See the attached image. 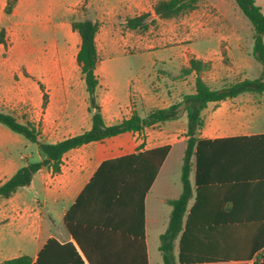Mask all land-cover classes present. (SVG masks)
Masks as SVG:
<instances>
[{"label": "crops", "instance_id": "obj_1", "mask_svg": "<svg viewBox=\"0 0 264 264\" xmlns=\"http://www.w3.org/2000/svg\"><path fill=\"white\" fill-rule=\"evenodd\" d=\"M7 2L0 0V30L2 27L6 29V43L13 42L12 48L22 53L37 51L38 54L53 55L72 50L75 39L81 44L80 34L78 37L75 33L78 31L72 27L78 7L84 5L86 18L100 23L96 43L98 37L103 36L111 45L115 37H122L125 32L121 23L140 15L138 11L144 7L145 0H18L10 14L5 12ZM208 15H198L199 31L194 39H217L227 45L226 51L232 40L243 46L239 32L219 33L216 30L222 28L217 24L206 27ZM34 26L42 31H51L53 35L48 43L43 41L38 50H34L37 45L32 32ZM5 44H0V52ZM189 51L193 57L207 62L215 75H227L230 69L238 66L234 56L214 48ZM98 52L97 95L108 125L130 117L134 111L145 115L152 108L167 107L182 100L185 94L195 92V81L192 83L189 79L194 72L185 74L189 78L179 77V74L169 76L172 86L166 91L155 90L154 86L150 87L141 80L134 90L131 87L124 89L118 80L112 78L110 71L113 65L102 63L99 48ZM184 55L182 50V60ZM181 65L187 68L189 62L182 61ZM20 66L0 61V111L7 110L20 121L32 122L40 131L41 140L46 142H57L91 128L89 97L79 92L84 84L78 82L74 67L62 69L58 61L41 62L33 67V77H26L20 73ZM241 80L244 79L237 81ZM202 114L204 126L199 137L211 142L202 146L199 162L196 157L190 176L194 196L187 214L195 205L190 220L191 228L196 231L193 247L200 251L199 257H206L204 259H236V251L240 248L248 247L249 253L253 247L264 245V92H245L209 102ZM184 116L187 117L183 114L177 120L91 141L68 150L58 171L52 165L42 167L35 173L31 184L24 186L32 190L34 202L40 207L28 202L19 189L9 198H1L4 201L0 205V262L26 254L19 248L15 250L19 254L9 256L13 248L5 235L8 229L9 232L18 231L19 238L30 236V243L35 245L34 255H26L34 260L47 240L53 237L61 243L73 242L86 262L84 249L99 264H155L152 249L156 247L160 251V235L169 224L172 207L168 200L178 198L183 189L181 172L187 146ZM0 128L3 129L0 134L2 184L31 157L42 159V155L38 144L31 142L35 153L21 154L22 163L11 143L20 141L19 137ZM165 145L171 148L144 199L145 249L138 238L110 235L84 224L74 223V233L68 229L65 221L68 211L104 161ZM177 145L181 146L182 161L179 174L174 177L171 157ZM217 231L246 233L221 234ZM177 244L179 252V240Z\"/></svg>", "mask_w": 264, "mask_h": 264}, {"label": "trees", "instance_id": "obj_2", "mask_svg": "<svg viewBox=\"0 0 264 264\" xmlns=\"http://www.w3.org/2000/svg\"><path fill=\"white\" fill-rule=\"evenodd\" d=\"M234 1L253 25L252 54L263 66L261 76L257 79L246 78L221 87H212L202 76L210 65L192 57L189 67L183 68L182 71L185 74L195 73L194 93L185 94L182 100L173 102L167 107L152 108L145 115L134 111L130 117L111 125L105 123L97 95L99 77L96 67L99 62V52L96 34L100 23L90 18L73 20L72 27L81 36L76 59L86 83L92 126L82 133L63 140L46 142L41 140L40 131L32 122L20 121L13 114L0 111V124L23 135L30 142L38 144L42 155V159L30 160L0 184V198H9L20 187L30 185L35 173L42 167L52 165L54 170L58 171L64 153L72 148L125 132L141 131L146 127L177 120L186 114L187 146L181 172L183 189L178 198L168 200L172 207L169 224L166 231L160 235L159 249L162 252L164 264H264V251L262 250L264 245L253 247L249 253H247L248 247L240 248L239 251H236V259L208 260L204 259L206 257H199L200 251L193 247L196 231L191 228L190 222L195 205L187 214L189 202L194 196L190 178L195 165L194 159L197 157L199 162L202 146L211 142L199 137L204 126L203 110L209 102L232 98L245 92L255 94L264 92V13L255 0ZM17 2L18 0H8L5 12L12 13ZM199 2L200 0H158L154 6V12L159 18H174L193 11ZM149 17V13H143L127 19L126 24L132 29H147ZM5 43L6 29L2 27L0 44ZM170 148V145H165L104 161L76 203L68 211L65 217L68 229L74 233V223L84 224L96 231L110 233V235L119 234L138 238L145 249L144 199ZM217 233L244 234L246 231H217ZM177 240H179L178 254L175 252ZM84 252L88 263L73 242L61 243L52 237L41 248L35 260L31 256L23 254L1 261L0 264H99L88 251L84 249ZM95 252H97L96 248Z\"/></svg>", "mask_w": 264, "mask_h": 264}, {"label": "rangeland", "instance_id": "obj_3", "mask_svg": "<svg viewBox=\"0 0 264 264\" xmlns=\"http://www.w3.org/2000/svg\"><path fill=\"white\" fill-rule=\"evenodd\" d=\"M158 0H145L144 7L138 12L141 14L149 13V27L147 29L136 28L132 29L127 26L126 22L121 23L124 26L125 32L122 37H115L113 43L107 44L105 37H98V46L100 49V58L102 56V63L111 64L112 78L119 81V84L127 89L128 87L134 90L135 85L139 80L148 86H154V89L166 91L172 86V81L169 76L179 74L184 77L182 71V61L189 62L193 57L189 49L207 50L214 48L219 51L226 52L229 56H234L237 60L238 66L228 71L227 75L213 74L210 69L203 72L204 80L212 87H221L225 84L237 81L239 79H257L263 72L262 64L256 60L252 54L253 48V25L251 21L243 14L240 8L235 4L234 0H200L198 6L193 11L181 14L174 18L163 19L156 16L154 6ZM212 1H215L212 3ZM257 4L262 7L264 13V0H256ZM86 8L80 6L75 10L73 20H81L86 18ZM208 15V26L213 24L219 26V33L228 32L231 30L239 32L243 41V46L232 40L229 44V49L226 51V44L220 43L217 39H209L208 37L195 38L199 31V14ZM198 14V15H197ZM138 15V14H137ZM76 31V30H75ZM34 40L37 42L34 50L40 49L39 45L46 41L48 43L53 38L51 31H42L37 26L33 27ZM77 33L78 37L79 34ZM62 40L61 37H59ZM41 41H37V40ZM96 43V44H97ZM13 42H8L0 52V61H7L9 65L21 64L20 73L26 77H33V67L39 63L47 61H58L64 67L71 68L77 72L79 77L78 82L84 84V88L80 93L88 94L86 90V83L81 74V69L77 63L76 54L80 44L77 39L74 40L73 48L70 51L62 52L53 55L35 53H22L17 48H12ZM165 46V47H162ZM156 47V48H155ZM244 47V49H242ZM182 50L185 52L184 60L181 59ZM162 58V59H161ZM79 71V72H78ZM174 77V76H173ZM196 75L193 74L189 79L192 83L195 81ZM177 78V77H176ZM225 81H221V79ZM130 80V81H129ZM223 83V84H222ZM1 110V109H0ZM8 112L7 110H3ZM182 120L187 121L184 116ZM10 135L19 137L20 141H11L15 155L20 159L21 154H31L34 152V144L29 142L23 135L11 131L6 126L0 124ZM0 134L3 129L0 128ZM181 146L177 145L171 157V170L174 177L179 174L181 166ZM38 156L31 157L30 160L35 161ZM19 193H23L28 202L40 207L34 202L35 194L27 187L19 188ZM4 199L0 198V205ZM14 233V235H13ZM19 232H9L7 229L5 235L7 241L13 248L8 254L12 256L21 248L22 253L34 255L35 245L30 243V236L27 238L18 237ZM176 253H178V244L176 246ZM152 258L155 264H162V255L155 247L152 249Z\"/></svg>", "mask_w": 264, "mask_h": 264}]
</instances>
